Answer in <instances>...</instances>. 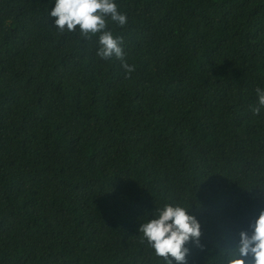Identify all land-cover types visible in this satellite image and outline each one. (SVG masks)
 I'll use <instances>...</instances> for the list:
<instances>
[{"label": "trees", "instance_id": "16d2710c", "mask_svg": "<svg viewBox=\"0 0 264 264\" xmlns=\"http://www.w3.org/2000/svg\"><path fill=\"white\" fill-rule=\"evenodd\" d=\"M54 2L0 0V264H162L165 204L201 225L186 264H224L264 210V0H115L131 73Z\"/></svg>", "mask_w": 264, "mask_h": 264}, {"label": "clouds", "instance_id": "9594fccd", "mask_svg": "<svg viewBox=\"0 0 264 264\" xmlns=\"http://www.w3.org/2000/svg\"><path fill=\"white\" fill-rule=\"evenodd\" d=\"M54 19L55 29L63 34L79 31L84 39L98 36L96 55L103 60L115 58L121 62L126 73L135 70L129 65L122 48V39L114 37L108 29V21L123 27L127 17L118 11L115 0H55L49 12ZM257 104L251 107L253 115L264 114V90L257 87ZM141 243H146L153 250L155 257L162 264H186L190 242L200 245L201 225L190 208L180 205L165 204L155 211L152 218L140 223L138 228ZM237 244L228 250L224 264H264V210L251 221L247 228L237 233Z\"/></svg>", "mask_w": 264, "mask_h": 264}]
</instances>
